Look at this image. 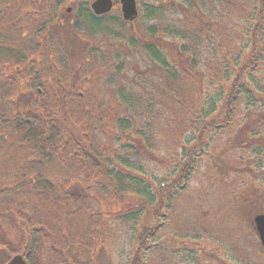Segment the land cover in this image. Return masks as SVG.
<instances>
[{
    "label": "trees",
    "instance_id": "16d2710c",
    "mask_svg": "<svg viewBox=\"0 0 264 264\" xmlns=\"http://www.w3.org/2000/svg\"><path fill=\"white\" fill-rule=\"evenodd\" d=\"M75 1L0 0V264L15 254L28 264H96L112 218L137 221L146 210L151 222L137 234L131 262L141 264L163 226L160 210L187 188L196 157L205 152L204 134L229 127L239 95L250 105L264 99V87L244 78L264 64V0H205L212 9L201 0H171L185 27L174 29L171 39L155 36V28L139 36L160 63L161 83L150 81L151 89L116 83L126 62L106 38L114 73L107 67L96 74L111 77L104 100L91 84L102 52L92 39L102 31L120 34L102 25L107 14H93L92 0L78 7L87 25L78 15L66 26L67 3ZM219 2L227 52L216 35ZM159 9L148 6L149 17ZM244 48L250 51L240 68ZM188 78L196 86L190 92L184 89ZM227 85L223 119L207 121L222 98L219 86ZM211 86L219 91L206 110ZM159 167L173 168L159 179Z\"/></svg>",
    "mask_w": 264,
    "mask_h": 264
},
{
    "label": "rangeland",
    "instance_id": "374dc122",
    "mask_svg": "<svg viewBox=\"0 0 264 264\" xmlns=\"http://www.w3.org/2000/svg\"><path fill=\"white\" fill-rule=\"evenodd\" d=\"M85 1L76 0L74 5L67 3V7H73V10L70 16H66V26L71 28L78 15V21L87 25L89 19L85 16L86 11L80 13L78 9ZM113 1L114 7L103 19L102 25L113 34H120L119 37L105 35L102 31L92 39L96 41L92 47L98 46L97 49L102 52H99L100 64L96 63L92 67L91 84L103 100L109 96L108 89L113 88L112 83L108 82L111 77L101 74L96 78V74L100 69L107 70V67L110 73H114L113 64L111 67L107 65L114 59L110 58L113 51H108V47L103 44L106 38H111L110 41L117 44L115 50L120 47L126 62L127 71L122 73L121 79L115 80L116 83L120 81L135 90H140L139 86L151 89L150 81L154 85L161 83L157 74L160 63L150 57L144 48L146 43L139 36H148L149 28H155V36L171 39L169 34L174 29L185 27L180 11L170 6L171 0H138L139 15L129 24L121 19L119 0ZM206 2L201 0L200 3L206 5ZM151 4L160 6L154 17H149L147 12ZM206 6L208 9L213 8V4ZM217 9L221 16L217 19L219 28L216 35L222 41L224 9L221 2ZM221 43L220 51L227 52L224 41ZM249 51L244 48L239 59L240 68ZM244 78L248 83L256 79L258 85L264 87V64L259 63L254 70H247ZM202 84L203 89L209 85L206 79ZM195 87L188 78L184 89L190 92ZM219 89H222V98L217 101L216 112L207 118L209 122L221 121L225 115L229 87L219 86ZM219 89L213 86L208 88L210 94H204V109H209L210 97L217 95ZM239 97L242 103L236 102L237 114L231 117L229 127L204 134L205 152L196 157L197 164L193 175L189 177L187 188L172 198L169 208L160 210L163 214L159 218L163 226L154 239V246L141 258V264H264V247L252 227L255 213H264V145H260L264 141V99L258 96L257 101L250 105L245 95ZM170 127H173L172 121ZM246 136L248 140L245 141ZM196 141L193 139L187 144L191 147ZM161 168L155 170V178H164L169 171L172 172L173 167ZM176 177L174 171V178L171 179ZM171 179L167 181L172 182ZM158 203L159 198L154 205ZM146 222H151L146 210H142L137 221L131 217L126 220L117 216L112 218V233L97 250L96 264H131L137 234Z\"/></svg>",
    "mask_w": 264,
    "mask_h": 264
},
{
    "label": "water",
    "instance_id": "95a60500",
    "mask_svg": "<svg viewBox=\"0 0 264 264\" xmlns=\"http://www.w3.org/2000/svg\"><path fill=\"white\" fill-rule=\"evenodd\" d=\"M121 15L126 21H133L138 17L137 0H119ZM113 0H92L90 8L96 15L106 14L113 8ZM71 11V7L67 8ZM254 225L257 231L259 241L264 246V213H259L254 216ZM5 264H28L22 254L13 255Z\"/></svg>",
    "mask_w": 264,
    "mask_h": 264
},
{
    "label": "flooded vegetation",
    "instance_id": "af4514ba",
    "mask_svg": "<svg viewBox=\"0 0 264 264\" xmlns=\"http://www.w3.org/2000/svg\"><path fill=\"white\" fill-rule=\"evenodd\" d=\"M257 1H259V0H257ZM3 11H4V8L1 6V8H0V14H1ZM100 16H101V15H100ZM36 90H37V92H38L39 94H41V89H40L39 87H37ZM261 213H263V212H261ZM256 214H258V212H256L255 215H256ZM255 215H254V216H255ZM254 216H253V219H254ZM253 224H254V222H253ZM252 227H253V231H254V233H256V235H257V231H256V228H255V225H254V226L252 225ZM257 239H258V241H259L258 235H257ZM259 242H260V241H259Z\"/></svg>",
    "mask_w": 264,
    "mask_h": 264
}]
</instances>
